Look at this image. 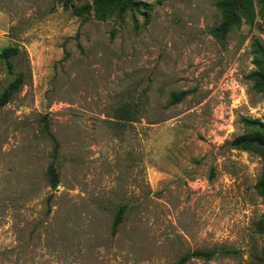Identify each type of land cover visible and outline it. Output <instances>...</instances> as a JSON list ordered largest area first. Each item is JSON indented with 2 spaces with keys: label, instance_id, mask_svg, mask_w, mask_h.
Segmentation results:
<instances>
[{
  "label": "rangeland",
  "instance_id": "1",
  "mask_svg": "<svg viewBox=\"0 0 264 264\" xmlns=\"http://www.w3.org/2000/svg\"><path fill=\"white\" fill-rule=\"evenodd\" d=\"M8 47L0 264H258L264 0H0Z\"/></svg>",
  "mask_w": 264,
  "mask_h": 264
},
{
  "label": "trees",
  "instance_id": "2",
  "mask_svg": "<svg viewBox=\"0 0 264 264\" xmlns=\"http://www.w3.org/2000/svg\"><path fill=\"white\" fill-rule=\"evenodd\" d=\"M106 1L109 2L113 0H106ZM19 52H20L19 49L15 47H8L0 51V60H4L7 63L8 69L10 71H12L14 68L11 61L19 55ZM23 85H24L23 75L19 74L0 95V109L4 108L12 100L13 96L21 89ZM186 94H187L186 92L173 93L171 95V104L180 103L185 98ZM44 128L54 144V148L52 152V162L49 165L48 170H47V178H48L50 187L52 189H55L60 184V174L56 167V160H57L58 153H59L60 143L57 140V138L54 136V134L52 133L49 123L46 120H45ZM250 138L251 137H248L247 139L252 140ZM257 188L260 190L261 194L264 196V175H263L262 180L258 183ZM125 210H126L125 207H121L119 211L117 212L116 217L113 222V234L117 232L118 227L122 224L123 219H124ZM238 253L239 251L235 249L195 250V251L184 254L182 257L179 258V260L175 264H187L189 261L193 259H202L206 261H211L219 254L229 255V254H238ZM255 260L257 261L258 264H264V249L262 250V255L255 257Z\"/></svg>",
  "mask_w": 264,
  "mask_h": 264
}]
</instances>
